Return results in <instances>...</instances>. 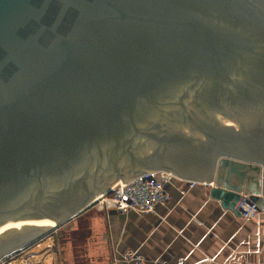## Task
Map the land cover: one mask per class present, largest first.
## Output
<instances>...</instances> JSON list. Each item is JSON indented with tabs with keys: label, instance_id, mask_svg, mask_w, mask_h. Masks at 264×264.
<instances>
[{
	"label": "water",
	"instance_id": "water-1",
	"mask_svg": "<svg viewBox=\"0 0 264 264\" xmlns=\"http://www.w3.org/2000/svg\"><path fill=\"white\" fill-rule=\"evenodd\" d=\"M155 169L264 199V0H0V259Z\"/></svg>",
	"mask_w": 264,
	"mask_h": 264
},
{
	"label": "crops",
	"instance_id": "crops-1",
	"mask_svg": "<svg viewBox=\"0 0 264 264\" xmlns=\"http://www.w3.org/2000/svg\"><path fill=\"white\" fill-rule=\"evenodd\" d=\"M186 187L174 180L169 186L172 200L157 205L145 219L134 211L96 212L92 226L102 227L100 239L108 264L114 252L124 264L121 256L130 250L147 264H264V199L256 216L245 220L210 198L208 183Z\"/></svg>",
	"mask_w": 264,
	"mask_h": 264
},
{
	"label": "built area",
	"instance_id": "built-area-1",
	"mask_svg": "<svg viewBox=\"0 0 264 264\" xmlns=\"http://www.w3.org/2000/svg\"><path fill=\"white\" fill-rule=\"evenodd\" d=\"M174 180H181L174 176L173 173L165 170L155 169L135 176L133 179L126 182L117 181L114 183L110 191L104 195H100L95 200L94 204L97 211L101 213L116 212L121 215L128 214L134 211L140 218L145 219L151 214L157 205H163L170 202L173 198L169 186ZM187 184L188 189L195 187L198 183L194 180H181ZM186 190V189H185ZM185 190H181L183 194ZM235 209L240 213V216L249 220L256 216L260 207L256 202H252L248 195H241L239 201L235 204ZM22 250L11 252L7 256L9 260L2 261L0 264H9V262L17 258ZM6 257V256H5ZM54 264H61L57 259L56 253H53ZM112 264H119L116 254H111ZM121 261L124 264H147L146 259L134 251H126L121 256ZM178 264H186L179 262ZM196 264H205L200 262Z\"/></svg>",
	"mask_w": 264,
	"mask_h": 264
},
{
	"label": "rangeland",
	"instance_id": "rangeland-1",
	"mask_svg": "<svg viewBox=\"0 0 264 264\" xmlns=\"http://www.w3.org/2000/svg\"><path fill=\"white\" fill-rule=\"evenodd\" d=\"M96 212L99 211L92 205L72 221L23 249L9 264H25V257L31 253L36 255L31 258L33 264H54L53 253H56L61 264H108L104 254L106 250L100 239L101 225L92 226V220L98 217ZM7 255L2 261L10 259Z\"/></svg>",
	"mask_w": 264,
	"mask_h": 264
},
{
	"label": "bare ground",
	"instance_id": "bare-ground-1",
	"mask_svg": "<svg viewBox=\"0 0 264 264\" xmlns=\"http://www.w3.org/2000/svg\"><path fill=\"white\" fill-rule=\"evenodd\" d=\"M19 224H21V222H12L10 223L8 226L10 225H16L17 228H19ZM30 224H35V225H53V221H50V220H46V221H43V222H39V223H30ZM7 226V227H8ZM6 228V227H5Z\"/></svg>",
	"mask_w": 264,
	"mask_h": 264
}]
</instances>
